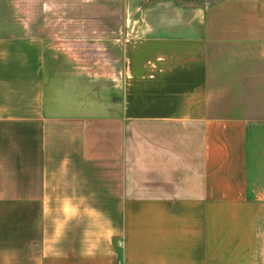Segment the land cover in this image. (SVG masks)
Segmentation results:
<instances>
[{"label":"crops","instance_id":"1","mask_svg":"<svg viewBox=\"0 0 264 264\" xmlns=\"http://www.w3.org/2000/svg\"><path fill=\"white\" fill-rule=\"evenodd\" d=\"M122 5L111 49L0 32V264H264V0Z\"/></svg>","mask_w":264,"mask_h":264},{"label":"rangeland","instance_id":"2","mask_svg":"<svg viewBox=\"0 0 264 264\" xmlns=\"http://www.w3.org/2000/svg\"><path fill=\"white\" fill-rule=\"evenodd\" d=\"M122 4L123 0H0V32L2 35H15V33L29 35L37 32V35L53 36L58 39L62 35H74V39L77 36H85L83 39L86 41H93V39L101 37L102 47L105 45L111 49L110 42L115 39L118 29L117 21L124 19ZM62 24H66V26H62ZM90 52L94 53L93 50ZM95 53L97 55L99 51ZM86 60L91 66H98L108 72L110 67L108 60L106 61L104 58H87ZM93 63H98V65ZM100 64L102 65L100 66ZM108 78L110 77L95 81L91 78V82L89 84L87 82V85L92 90L109 89L111 80ZM6 210L11 213L16 211L10 208ZM13 221H7V224L10 225H7L5 233L0 235V239L7 249L15 246L23 247L26 239L35 237L34 231L32 234L22 236L13 233L15 231ZM18 239H22V243ZM24 256L25 251H23ZM18 260L16 259V261ZM20 261L25 262V258Z\"/></svg>","mask_w":264,"mask_h":264}]
</instances>
